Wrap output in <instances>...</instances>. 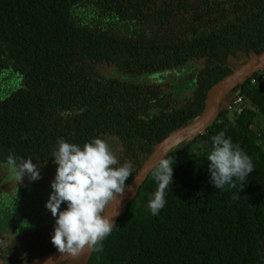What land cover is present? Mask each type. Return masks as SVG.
Here are the masks:
<instances>
[{"label": "trees", "instance_id": "trees-1", "mask_svg": "<svg viewBox=\"0 0 264 264\" xmlns=\"http://www.w3.org/2000/svg\"><path fill=\"white\" fill-rule=\"evenodd\" d=\"M172 5L173 0H0V75L16 73L27 87H45L49 79L60 81L70 70L90 69L93 60L102 58L149 70L207 55L209 67L198 79L194 102L176 120L161 125L149 155L171 131L203 111L209 90L227 74L221 65L227 54L241 50L254 57L264 52V9L259 11L263 15L257 26L253 20L247 26L232 21L220 30L200 32L201 39H187L184 30L176 29L179 16ZM236 91V97L251 107H241L233 119L226 108L219 110L198 135L200 144L188 149L189 141H183L166 154L176 162L159 214L153 216L147 207L157 188L153 168L103 241V251L91 252L86 264H264V167L263 171L254 167L244 186L236 181V188L219 189L210 182L207 165L211 138L221 131L246 152L253 165L256 161L264 165L262 73H253ZM43 95L13 91L0 99V159L13 155L18 161L31 158L35 163L48 160L36 157L35 151L58 147L60 133L53 134L50 143L30 140L29 106L36 103L40 109ZM111 113L110 108L93 112L87 107L82 123L89 126L94 118L107 120ZM41 129L47 136L44 126ZM252 129L259 136H248ZM180 149L184 151L175 154Z\"/></svg>", "mask_w": 264, "mask_h": 264}, {"label": "flooded vegetation", "instance_id": "flooded-vegetation-1", "mask_svg": "<svg viewBox=\"0 0 264 264\" xmlns=\"http://www.w3.org/2000/svg\"><path fill=\"white\" fill-rule=\"evenodd\" d=\"M172 7L179 16L176 29L184 30L187 39H201L200 32L220 30L232 21L247 26L253 20L257 26L264 0H173ZM240 51L226 55L221 65L227 74L222 77L250 61L251 54L245 56ZM206 59L207 55L191 56L183 62L147 70L131 62L102 58L93 60L90 69L70 70L60 81L49 79L45 87H27L15 73L12 87L0 93V99L13 91L44 94L40 109L36 103L29 106L32 112L27 123L33 129L30 140L50 143L53 134L60 133L69 142L83 146L101 137L113 146L118 165L131 161L133 175L145 161L161 125L176 120L179 112L194 102L198 79L209 67ZM255 72L264 77V69H259L244 79ZM87 107L93 112L110 108L113 114L107 120L94 118L92 125L84 126L82 112ZM43 126L47 136L41 133ZM85 130L88 135H83ZM56 149L35 151L36 157L48 158L35 162L40 169L39 180L30 181L26 173L21 182L12 181L7 170L0 168V264H40L43 257L57 251L51 242L56 218L46 208L57 169L52 158ZM5 163L0 159V164ZM65 207L61 205L62 210Z\"/></svg>", "mask_w": 264, "mask_h": 264}, {"label": "clouds", "instance_id": "clouds-1", "mask_svg": "<svg viewBox=\"0 0 264 264\" xmlns=\"http://www.w3.org/2000/svg\"><path fill=\"white\" fill-rule=\"evenodd\" d=\"M57 145L52 157L57 169L46 201V208L56 218L51 242L61 255L79 259L86 251H103V241L115 227L113 218L121 202L118 197L124 194L133 166L131 161L118 165L113 146L101 137L86 141L83 146L59 138ZM206 158L210 182L215 188H236V181L244 186L254 170L252 159L223 131L211 138ZM175 162L164 154L154 165L152 176L157 188L147 204L153 216L166 204ZM0 168L7 170L12 181L21 182L26 173L30 181L41 178L40 169L31 158L18 161L9 155ZM62 204H66L63 210Z\"/></svg>", "mask_w": 264, "mask_h": 264}, {"label": "water", "instance_id": "water-1", "mask_svg": "<svg viewBox=\"0 0 264 264\" xmlns=\"http://www.w3.org/2000/svg\"><path fill=\"white\" fill-rule=\"evenodd\" d=\"M259 69H264V52L252 57L250 61L215 83L207 94L203 111L195 118L191 119L187 124L171 131L154 146L152 152L145 159L130 182L126 184L123 196L118 197L121 202L117 208L118 214L113 218L114 224L117 218L125 212L128 202L135 197L139 187L154 168L158 159L164 154H167L177 144L183 141H190L191 138L205 132L207 126L212 123L219 110L225 109V107L220 106L223 98L230 93L232 88L242 84L246 75ZM238 93L239 91H236L235 96H237ZM90 253L91 251H86L79 259H73L67 255H61L57 250L43 257L39 263L54 264L57 262H68L69 264H86Z\"/></svg>", "mask_w": 264, "mask_h": 264}, {"label": "rangeland", "instance_id": "rangeland-1", "mask_svg": "<svg viewBox=\"0 0 264 264\" xmlns=\"http://www.w3.org/2000/svg\"><path fill=\"white\" fill-rule=\"evenodd\" d=\"M13 85V78L12 76L6 77L5 72H3L0 75V93L4 92L5 90L9 89ZM235 96V92H230L228 95H226L220 106L225 107L228 110V116L230 119H233L234 116L239 112L241 107H251L250 103L247 101H237ZM237 101V102H236ZM259 120V125L262 124V120L260 118H257ZM248 136L251 138H255L259 136V131L256 129H252L249 131ZM202 141L201 139L196 136L190 139L189 141V147L188 149H193L195 148L198 144H200ZM263 148H264V143H263ZM184 150L180 149L175 151V154H181ZM255 169L259 171H263V163L261 161H256L254 164Z\"/></svg>", "mask_w": 264, "mask_h": 264}, {"label": "built area", "instance_id": "built-area-1", "mask_svg": "<svg viewBox=\"0 0 264 264\" xmlns=\"http://www.w3.org/2000/svg\"><path fill=\"white\" fill-rule=\"evenodd\" d=\"M236 99H238L237 101H241V97L240 96L236 97Z\"/></svg>", "mask_w": 264, "mask_h": 264}]
</instances>
